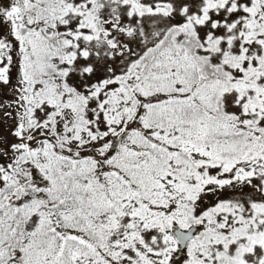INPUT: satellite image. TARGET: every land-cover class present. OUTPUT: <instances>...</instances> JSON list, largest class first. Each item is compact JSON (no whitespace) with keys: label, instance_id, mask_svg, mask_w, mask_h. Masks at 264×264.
<instances>
[{"label":"snow or ice","instance_id":"snow-or-ice-1","mask_svg":"<svg viewBox=\"0 0 264 264\" xmlns=\"http://www.w3.org/2000/svg\"><path fill=\"white\" fill-rule=\"evenodd\" d=\"M0 264H264V0H0Z\"/></svg>","mask_w":264,"mask_h":264}]
</instances>
